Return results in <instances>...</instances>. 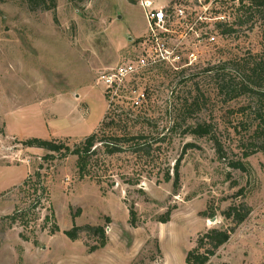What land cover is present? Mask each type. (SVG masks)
Instances as JSON below:
<instances>
[{"label": "rangeland", "instance_id": "1", "mask_svg": "<svg viewBox=\"0 0 264 264\" xmlns=\"http://www.w3.org/2000/svg\"><path fill=\"white\" fill-rule=\"evenodd\" d=\"M154 1L207 15L216 41L199 48L195 65L145 69L110 102L101 73L139 54L149 30L138 0H57L55 10L0 0V264H188L212 227L234 231L208 264H264L263 96L228 99L204 72L264 59V20L248 19L239 0ZM219 21L234 30L223 34ZM193 45L191 36L185 47ZM133 86L146 94L140 106ZM205 121L221 154L211 136L188 132ZM96 131L103 140L82 171L77 154L23 143L73 148ZM132 135L142 150L109 137ZM107 141L122 150L108 152ZM241 204L251 210L236 225L223 211ZM86 224L106 227L104 247L90 251L97 236L65 233Z\"/></svg>", "mask_w": 264, "mask_h": 264}, {"label": "trees", "instance_id": "2", "mask_svg": "<svg viewBox=\"0 0 264 264\" xmlns=\"http://www.w3.org/2000/svg\"><path fill=\"white\" fill-rule=\"evenodd\" d=\"M30 8L32 10H55L57 6V0H27ZM241 10L248 19L253 17H258L259 20H264V0H239ZM247 19V20H248ZM244 20H240V23H243ZM219 29L223 34H228L234 29L228 26V23L225 21H219L217 23ZM243 60V59H241ZM231 69L225 65H214L204 68V72L207 76L214 74L216 80L219 82L220 91L224 92L228 99L237 98L245 94H258L263 96L264 101V59L260 61H252L241 64L240 59L233 60L231 62ZM251 65V66H250ZM242 66V69L240 68ZM239 72L238 76L235 75V72ZM247 69H250L249 75H247ZM245 72V73H244ZM246 75V76H245ZM262 90V91H261ZM258 116L261 121L258 124V127L261 128L257 132V136L260 134L264 135V115ZM188 132L193 134L205 136L209 135L214 140L216 145V150L219 154L223 151L221 141L215 136L213 131V126L211 123L205 121L200 122L195 126L189 127ZM111 139L123 140L126 141V144H131L134 151L142 150L139 143V137L132 135L130 137L120 138L117 136H109ZM102 137H100L99 131L94 132L93 134L86 136L84 140L77 143L75 147L71 148L65 142L58 141L57 139H47L42 137H31L23 141L27 146H36L44 148L51 152H62L64 154L73 153L79 156L80 170H84L86 161H89V158L96 151L97 144L102 142ZM128 141V142H127ZM122 143H116L107 141L102 143V146L106 148L108 152H117L121 151L123 146ZM128 147V145H126ZM130 146V145H129ZM140 148V149H139ZM250 152H245L244 156L247 157ZM66 156V155H64ZM232 165L237 167H243L241 161L233 162ZM170 179V177H167ZM180 178V162L175 166V181L178 182ZM250 208L246 204H241L238 206H230L223 211V215L231 219L236 225L242 223L249 215ZM131 221L135 222V210L134 207H131ZM170 218V212L160 218L162 222H167ZM234 227L230 228H218L212 227L208 228L202 235L197 239V245L191 248L186 254V262L188 264H208L212 256L217 254L219 248L229 241ZM85 232L86 234L95 235V244L91 245L89 248L90 251H94L99 247H104L107 244L108 236L106 234V227L101 225H90L86 224L83 226H73L71 229L65 231L66 235L72 239L76 240L80 238L81 233Z\"/></svg>", "mask_w": 264, "mask_h": 264}, {"label": "built area", "instance_id": "3", "mask_svg": "<svg viewBox=\"0 0 264 264\" xmlns=\"http://www.w3.org/2000/svg\"><path fill=\"white\" fill-rule=\"evenodd\" d=\"M138 1L145 11L149 30L139 54L101 73L99 80L110 102L122 95L130 78L139 76L145 69L161 65L180 69L195 65L200 58L199 48L216 41L215 34L206 29L207 15L188 11L182 6H158L154 0ZM191 36L194 45L187 48L185 46ZM128 91L134 105L140 106L146 99L145 92L138 86L130 87Z\"/></svg>", "mask_w": 264, "mask_h": 264}]
</instances>
